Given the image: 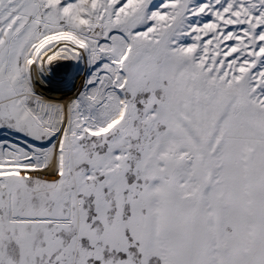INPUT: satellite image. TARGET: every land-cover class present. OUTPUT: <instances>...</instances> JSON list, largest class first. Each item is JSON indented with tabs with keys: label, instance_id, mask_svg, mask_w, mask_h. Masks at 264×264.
Here are the masks:
<instances>
[{
	"label": "snow or ice",
	"instance_id": "obj_1",
	"mask_svg": "<svg viewBox=\"0 0 264 264\" xmlns=\"http://www.w3.org/2000/svg\"><path fill=\"white\" fill-rule=\"evenodd\" d=\"M0 264H264V0H0Z\"/></svg>",
	"mask_w": 264,
	"mask_h": 264
}]
</instances>
